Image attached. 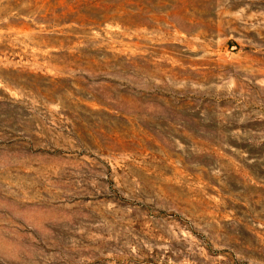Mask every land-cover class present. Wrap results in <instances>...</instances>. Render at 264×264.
I'll return each instance as SVG.
<instances>
[{
	"label": "rangeland",
	"instance_id": "1",
	"mask_svg": "<svg viewBox=\"0 0 264 264\" xmlns=\"http://www.w3.org/2000/svg\"><path fill=\"white\" fill-rule=\"evenodd\" d=\"M0 264H264V0H0Z\"/></svg>",
	"mask_w": 264,
	"mask_h": 264
}]
</instances>
